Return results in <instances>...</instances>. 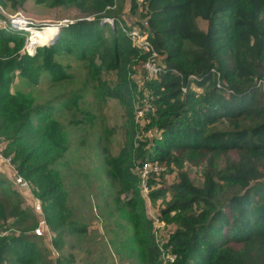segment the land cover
<instances>
[{"label": "trees", "instance_id": "16d2710c", "mask_svg": "<svg viewBox=\"0 0 264 264\" xmlns=\"http://www.w3.org/2000/svg\"><path fill=\"white\" fill-rule=\"evenodd\" d=\"M22 1L4 4L15 8ZM84 1L75 3L83 6ZM93 2L87 12L103 13L58 24L48 39L38 33L43 44L31 53L21 50L22 35L0 29L2 153L39 199L50 243L60 248L63 233L85 229L72 218H62L64 182L53 167L63 162L62 150L54 151L63 137L65 109L74 106L79 113L68 124L79 125L92 117L77 108L83 87L35 100L40 84L70 75V64L64 62L70 56L83 63L100 97L126 104L129 116L136 85L145 97L146 103L137 108H147L143 129L149 134L135 139L129 160L121 151L110 167L119 192L128 193L122 200L116 198L117 208L137 215L130 225L147 263L161 264L162 248L174 253L173 261L163 264H264V0H127L126 13L138 17L130 22L118 16L119 7H107L112 0ZM102 17H116L146 33L161 56L153 77L142 66L145 55L130 44L120 26L114 28ZM197 17L206 21L204 30L197 27ZM137 69L140 78H131ZM109 71L117 76L114 83L102 78ZM54 111L61 116L53 118ZM228 151L235 157L218 166L217 157ZM144 161L178 167L176 180L167 185L151 188L153 173L146 179L148 196H162L158 219L174 225L162 246L154 237L151 219L142 215V196L132 172L134 163L140 166ZM183 161L206 162L200 184L180 169ZM6 184L11 186L0 173V187ZM9 192L0 197V221L15 216L16 221L29 219L35 225L36 214L21 207L15 189L10 187ZM29 231L0 236V264L8 261L9 252L17 262L28 264L38 237ZM52 264H73L71 253L56 255Z\"/></svg>", "mask_w": 264, "mask_h": 264}, {"label": "rangeland", "instance_id": "374dc122", "mask_svg": "<svg viewBox=\"0 0 264 264\" xmlns=\"http://www.w3.org/2000/svg\"><path fill=\"white\" fill-rule=\"evenodd\" d=\"M3 4L4 0H0V5L6 12H20L36 24L47 26L103 13V10L96 13L87 12L88 9H92L93 0H85L83 6H78L75 0H23L15 8ZM107 7L112 10H117L119 7L118 16H124L129 22L132 18L137 17V14L129 17L126 13L127 0H112ZM107 18L111 19L110 17H102L101 20L111 24L114 28L119 26L120 22L116 17H113L115 20L111 19V21ZM196 24L201 30L206 27V21L199 17L196 18ZM159 58L161 59V56ZM159 58L157 60L160 63ZM67 60L70 64L68 69L70 75L61 81L45 82L44 84L42 82L43 85L38 86V95L35 100L40 102L53 99L61 93L83 87L82 91L80 89L82 96L77 99V108L86 110L92 117L90 120L85 118L79 125L68 124L66 121L73 114L79 116V113L74 106L67 108L68 110L65 109L62 113L67 116L62 119L65 126L63 137L60 146L54 151V153H58L62 150L60 159L63 162H56L53 167L58 169L64 182L65 209L61 213L62 218L65 220L72 218L85 229L81 233H63L60 248H55L50 243L51 232L38 235L35 237V252L28 264H52L56 255L69 252L72 255L73 264H148L141 253L142 245L137 239V234L130 225L137 215L128 214L125 210L117 208L116 198L122 200L128 193L119 192L117 178L112 174L110 167L112 158L121 151L129 160L134 154L135 139L149 134L147 130L143 129L145 123L143 115L138 116L136 113L138 105L146 103L144 102L145 97H141L138 88L140 85H136L132 91V109L129 116L126 104L116 98L100 97L92 85L94 84L93 77L86 72L82 62L70 56L64 62ZM132 63L139 69L140 64L137 60H132ZM138 69L131 74V78H140ZM42 77L43 73L40 75V80L43 79ZM102 78H106L110 83L117 80L113 71L103 72ZM53 116V118H58L61 114L54 111ZM31 121L37 122L35 118ZM234 157L233 151L220 154L217 157V165L221 166L227 158ZM158 165L161 168L151 172L147 170L148 172L142 174L141 167L134 163L132 172L142 196L140 206V208L142 207V215L151 219L154 237L162 246L164 244L163 239L174 228V225L161 222L156 218L157 209L163 203L162 196L150 198L147 193L150 188L145 183L148 176L153 173L151 178H154L155 185H151V188L159 187L161 184L167 185L176 180L178 167L173 164L169 167L165 164ZM205 167V161L198 165L183 161L180 169L187 172L193 183L200 184L201 173ZM0 173L4 175L6 180H11L13 176V173L1 161ZM10 185L6 184L4 187H0L1 198H4L6 194L10 196V187L14 189L13 185ZM164 195L167 198L169 193L166 192ZM21 198L23 199L21 207L32 212L30 199L25 198L29 201H24L22 196ZM33 224L34 221L29 219L20 222L19 219L16 221L15 216H7L4 221H0V236L8 237L14 233H24L27 230L30 232L29 230L35 226ZM165 254L166 251H163L160 258L161 264L164 263L163 255ZM6 256L9 259L5 264H22L12 257V253H6Z\"/></svg>", "mask_w": 264, "mask_h": 264}, {"label": "built area", "instance_id": "2783aa9c", "mask_svg": "<svg viewBox=\"0 0 264 264\" xmlns=\"http://www.w3.org/2000/svg\"><path fill=\"white\" fill-rule=\"evenodd\" d=\"M111 19L113 20V18ZM111 19L107 18V20L109 21H111ZM103 20L106 21V19ZM55 24H54L55 27H57L59 23H55ZM119 26L123 31V33L128 37L130 44L136 47L140 53L145 55V58L142 62V66L146 71L147 76L153 77L156 74L158 67L160 65V63L157 60V58H159L160 55L153 48L152 44L147 38L146 33L137 26L126 25L123 22H120ZM45 27H47V25L36 24L29 17L25 16L20 12L13 11L11 13H8L0 5V29L4 31H12L22 35L24 37L23 50L28 53L33 52L37 45H41L43 43L42 41L43 39L39 40L41 41V43H34V40H37L36 39L37 34L38 33L40 34V32H42ZM181 89L184 90L185 87L181 86ZM146 109H147L146 106H144L143 108H137L136 110L137 115L141 116ZM2 148H3L2 137L0 135V161L5 166L8 167L11 173H13V176L10 181L15 186V188L22 194L23 197L30 199L32 203V210L37 215V222L32 229L33 233L36 235H44L50 233L49 227L46 224L45 219L43 218L42 215V208L39 199L33 195L29 182L20 174L14 171V168L10 163L9 156H6L2 153ZM140 167L142 174H145L148 171L151 172L161 168L160 165L151 161L142 162ZM144 188L146 189V187ZM156 218L158 219L157 216ZM160 221L163 222L162 220ZM163 251H166V254L163 255L164 262L173 261L174 253H171L170 251L168 252L167 250H163V249L161 250L160 258L162 257Z\"/></svg>", "mask_w": 264, "mask_h": 264}, {"label": "bare ground", "instance_id": "6f19581e", "mask_svg": "<svg viewBox=\"0 0 264 264\" xmlns=\"http://www.w3.org/2000/svg\"><path fill=\"white\" fill-rule=\"evenodd\" d=\"M57 29V27H55L54 25H48L47 27H45L42 31V36L44 39H48V37L55 32ZM48 35V36H47ZM37 40H34V43H41V41L38 40V38L36 37ZM48 41V40H47Z\"/></svg>", "mask_w": 264, "mask_h": 264}, {"label": "crops", "instance_id": "0c3cea01", "mask_svg": "<svg viewBox=\"0 0 264 264\" xmlns=\"http://www.w3.org/2000/svg\"><path fill=\"white\" fill-rule=\"evenodd\" d=\"M8 181H10V180H8ZM15 189V188H14ZM17 192H18V190L17 189H15ZM19 193V192H18ZM21 196H22V194L21 193H19ZM23 197V196H22ZM24 199L26 198V197H23ZM28 199H25L24 201H27ZM29 201V200H28ZM22 202H23V199H22ZM29 203H31V201H29Z\"/></svg>", "mask_w": 264, "mask_h": 264}, {"label": "clouds", "instance_id": "9594fccd", "mask_svg": "<svg viewBox=\"0 0 264 264\" xmlns=\"http://www.w3.org/2000/svg\"><path fill=\"white\" fill-rule=\"evenodd\" d=\"M102 19V18H101ZM23 39H24V37H23ZM43 44V43H42ZM11 182V181H10ZM11 184H12V182H11ZM13 185V184H12ZM13 187L15 188V186L13 185ZM16 189V188H15ZM19 192V191H18ZM20 193V192H19Z\"/></svg>", "mask_w": 264, "mask_h": 264}]
</instances>
